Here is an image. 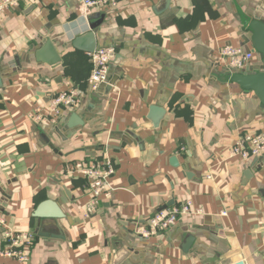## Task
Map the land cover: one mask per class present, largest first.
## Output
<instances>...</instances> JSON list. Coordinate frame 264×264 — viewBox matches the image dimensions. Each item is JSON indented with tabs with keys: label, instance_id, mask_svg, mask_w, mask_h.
<instances>
[{
	"label": "crops",
	"instance_id": "obj_1",
	"mask_svg": "<svg viewBox=\"0 0 264 264\" xmlns=\"http://www.w3.org/2000/svg\"><path fill=\"white\" fill-rule=\"evenodd\" d=\"M110 3L26 1L0 15V208L34 235L25 263L0 264H264V159L227 156L239 136L264 130V104L230 80L261 69L251 24L264 25V0ZM89 32L94 49L116 51L97 93L86 85ZM224 46L254 59L229 73ZM74 86L82 98L58 122L28 120ZM104 155L114 190L84 217L85 183L65 168ZM188 199L203 215L154 238L136 233Z\"/></svg>",
	"mask_w": 264,
	"mask_h": 264
},
{
	"label": "built area",
	"instance_id": "obj_2",
	"mask_svg": "<svg viewBox=\"0 0 264 264\" xmlns=\"http://www.w3.org/2000/svg\"><path fill=\"white\" fill-rule=\"evenodd\" d=\"M26 1L38 0H0V15L18 8L22 2ZM80 1L85 8L105 5L108 2V0ZM110 1V4H115V0ZM254 54V51L245 50L242 47L224 46L218 52V60L229 73H233L248 68L254 59ZM115 56L114 48H97L89 54L91 72L86 81L88 92L97 93L101 87L108 84L109 66ZM81 98L82 93L75 86L56 92L47 102L36 105L27 118L36 125L54 124L61 118L64 110L75 109ZM227 154L230 159L242 161L264 159V130L256 133L246 132L239 136L228 149ZM65 174L82 179L85 183L88 199L81 210L84 217L94 213L102 201L110 199L114 190L111 186L114 164L107 155L100 160L69 164L65 168ZM206 179L210 180L211 176L207 175ZM201 215H203L202 209L195 207L192 200H184L178 206L157 211L148 218L147 227L137 228L136 233L143 239L154 238L169 230L181 218L191 219ZM0 235L5 245L0 252V258L25 263L28 260L34 235L28 231H17L11 228L2 208H0ZM230 264H247V261L242 258Z\"/></svg>",
	"mask_w": 264,
	"mask_h": 264
},
{
	"label": "water",
	"instance_id": "obj_3",
	"mask_svg": "<svg viewBox=\"0 0 264 264\" xmlns=\"http://www.w3.org/2000/svg\"><path fill=\"white\" fill-rule=\"evenodd\" d=\"M253 32L252 45L253 48L262 56V66L257 73L243 72L241 74L234 73L231 75V81L238 83L245 91H252L264 104V25L261 23L251 24ZM95 41L93 33L88 34V48L89 53L94 52ZM50 51L52 56L58 58L56 52L50 44Z\"/></svg>",
	"mask_w": 264,
	"mask_h": 264
}]
</instances>
